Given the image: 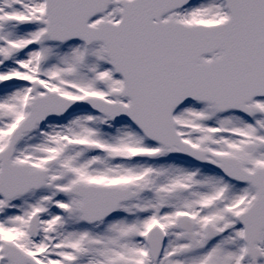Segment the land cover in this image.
I'll use <instances>...</instances> for the list:
<instances>
[{
  "label": "snow or ice",
  "instance_id": "6c2138e0",
  "mask_svg": "<svg viewBox=\"0 0 264 264\" xmlns=\"http://www.w3.org/2000/svg\"><path fill=\"white\" fill-rule=\"evenodd\" d=\"M0 264H264V0H0Z\"/></svg>",
  "mask_w": 264,
  "mask_h": 264
}]
</instances>
